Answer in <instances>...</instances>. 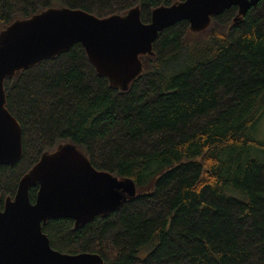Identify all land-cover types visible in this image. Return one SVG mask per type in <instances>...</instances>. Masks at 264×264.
Wrapping results in <instances>:
<instances>
[{
	"label": "trees",
	"instance_id": "trees-1",
	"mask_svg": "<svg viewBox=\"0 0 264 264\" xmlns=\"http://www.w3.org/2000/svg\"><path fill=\"white\" fill-rule=\"evenodd\" d=\"M181 1L0 0V31L48 8L102 19L138 6L148 23ZM236 15L231 7L198 33L186 21L164 29L126 91L97 75L79 43L5 79L22 155L0 165L1 200L42 153L70 142L137 195L78 229L48 220L54 250L104 264H264V144L252 135L264 113V0Z\"/></svg>",
	"mask_w": 264,
	"mask_h": 264
},
{
	"label": "water",
	"instance_id": "water-1",
	"mask_svg": "<svg viewBox=\"0 0 264 264\" xmlns=\"http://www.w3.org/2000/svg\"><path fill=\"white\" fill-rule=\"evenodd\" d=\"M258 1L184 0L154 8L148 23L141 21L138 6L102 19L81 10L48 8L14 20L0 31V165L11 167L22 155L21 127L5 107L4 81L16 72L79 43L97 75L126 91L143 71L140 57L153 55V43L164 29L186 21L189 31L198 33L213 16L236 7L237 20ZM35 186L31 202L29 189ZM136 195L132 180L96 170L76 145L59 144L21 177L13 199L0 198V264H104L94 253L54 250L42 225L63 218L78 229Z\"/></svg>",
	"mask_w": 264,
	"mask_h": 264
},
{
	"label": "rangeland",
	"instance_id": "rangeland-1",
	"mask_svg": "<svg viewBox=\"0 0 264 264\" xmlns=\"http://www.w3.org/2000/svg\"><path fill=\"white\" fill-rule=\"evenodd\" d=\"M252 135L256 141L264 144V113L261 115L254 129L252 130ZM258 156L259 158H262V156Z\"/></svg>",
	"mask_w": 264,
	"mask_h": 264
},
{
	"label": "flooded vegetation",
	"instance_id": "flooded-vegetation-1",
	"mask_svg": "<svg viewBox=\"0 0 264 264\" xmlns=\"http://www.w3.org/2000/svg\"><path fill=\"white\" fill-rule=\"evenodd\" d=\"M35 187H37V186H35ZM33 188V187H32ZM31 189V188H30ZM37 190H38V187H37ZM31 201V200H30ZM35 201V200H34Z\"/></svg>",
	"mask_w": 264,
	"mask_h": 264
}]
</instances>
